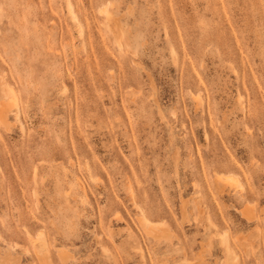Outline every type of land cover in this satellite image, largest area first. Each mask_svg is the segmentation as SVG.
Masks as SVG:
<instances>
[{
  "label": "rangeland",
  "instance_id": "374dc122",
  "mask_svg": "<svg viewBox=\"0 0 264 264\" xmlns=\"http://www.w3.org/2000/svg\"><path fill=\"white\" fill-rule=\"evenodd\" d=\"M0 111V264H264V0H0Z\"/></svg>",
  "mask_w": 264,
  "mask_h": 264
},
{
  "label": "bare ground",
  "instance_id": "6f19581e",
  "mask_svg": "<svg viewBox=\"0 0 264 264\" xmlns=\"http://www.w3.org/2000/svg\"><path fill=\"white\" fill-rule=\"evenodd\" d=\"M70 9H71V8H70ZM70 11H71V10H70ZM105 13H106V12H105ZM70 14H71V13H70ZM71 16H72V15H71ZM5 92L8 93V94L11 96V101L14 102V100H15V94L12 92V90L7 88ZM7 98H8V97H7ZM8 101H9V100H8ZM2 110H3V109H2ZM2 110H1V111H2ZM4 110H5V109H4ZM1 111H0V112H1ZM6 112H7V111H6ZM0 114H1V113H0ZM6 115H7V114H4V115L2 114V115H0V120H4V119L7 117ZM6 120H7V118H6ZM5 123H7V122H5ZM231 177H232V176H231ZM231 177H230L229 175H227V176H222V175H221V176H217V178H218L217 180H219L220 183H221V181H222V183H223V181H224V182H227L228 184H230L231 181H229V180L231 179ZM232 178H233V177H232ZM228 181H229V182H228ZM222 185L224 186V183H223ZM141 217H142V216H141ZM142 218H143V219H142ZM142 218H141L142 220H140V221H142L143 223L148 224L147 226H149V225H150V226H154V225H155V224H153L154 222L149 221L146 217H142ZM144 225H145V224H144ZM157 225H158V224H157ZM157 225H156V226H157ZM158 226L160 227V225H158ZM158 226H157V227H158ZM159 227H158V228H159ZM158 228H157V229H158ZM160 228H161V227H160ZM148 229H149V228H148ZM155 229H156V228H155ZM163 229H165V228H163ZM166 229H167V228H166ZM152 233H153V232H152ZM41 240H42V239H41ZM43 245H45V244H43ZM226 245H227V244H226ZM225 247H227V246H225ZM44 248H45V246H44ZM44 250H45V249H44Z\"/></svg>",
  "mask_w": 264,
  "mask_h": 264
}]
</instances>
